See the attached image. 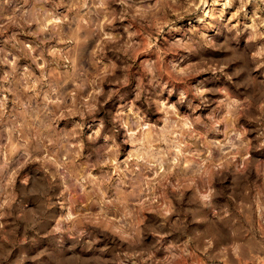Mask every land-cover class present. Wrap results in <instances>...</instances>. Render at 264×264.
<instances>
[{
	"label": "rangeland",
	"instance_id": "1",
	"mask_svg": "<svg viewBox=\"0 0 264 264\" xmlns=\"http://www.w3.org/2000/svg\"><path fill=\"white\" fill-rule=\"evenodd\" d=\"M0 264H264V0H0Z\"/></svg>",
	"mask_w": 264,
	"mask_h": 264
}]
</instances>
